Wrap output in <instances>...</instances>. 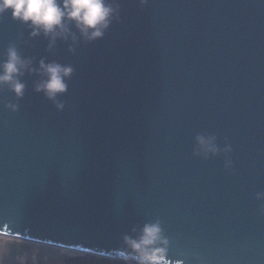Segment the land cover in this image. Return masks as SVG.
I'll list each match as a JSON object with an SVG mask.
<instances>
[{"label":"water","instance_id":"1","mask_svg":"<svg viewBox=\"0 0 264 264\" xmlns=\"http://www.w3.org/2000/svg\"><path fill=\"white\" fill-rule=\"evenodd\" d=\"M75 55L0 19V54L72 64L57 111L23 77L0 92V234L124 264V234L159 219L165 264H264V0H120ZM28 40L27 45L23 41ZM207 132L232 147L193 155Z\"/></svg>","mask_w":264,"mask_h":264},{"label":"clouds","instance_id":"2","mask_svg":"<svg viewBox=\"0 0 264 264\" xmlns=\"http://www.w3.org/2000/svg\"><path fill=\"white\" fill-rule=\"evenodd\" d=\"M143 8L149 0H137ZM120 0H0V19L10 16L25 26L28 39L43 37L47 40L45 51L55 55L58 41L67 44V51L76 54L83 43L102 39L113 22L120 21ZM27 45L28 40L23 41ZM75 68L55 59L22 56L15 41L9 42L0 54V92H11L14 101L3 103V107L15 113L19 101L25 96V75L36 76L33 91L43 94L55 109L63 111L65 102L60 99L68 91V81ZM193 155L207 160L223 153L224 168L231 169L233 161L228 156L231 145L225 139L224 147H219L217 137L207 132L194 137ZM256 200L264 201V192H257ZM264 215V203L258 209ZM133 235L124 234L121 258L124 264H165L169 240L164 234L162 222L156 219L131 229ZM19 264H27V257L17 258ZM0 264H4L0 256ZM31 264H37V257L31 256Z\"/></svg>","mask_w":264,"mask_h":264},{"label":"flooded vegetation","instance_id":"3","mask_svg":"<svg viewBox=\"0 0 264 264\" xmlns=\"http://www.w3.org/2000/svg\"><path fill=\"white\" fill-rule=\"evenodd\" d=\"M0 256L4 264H19L17 258L27 257V264H31V256L37 257V264H98L99 260L89 256L63 248H55L36 243H28L13 238L0 237ZM53 250L78 255L79 259H68L62 254H56ZM60 253V252H58ZM87 260H84L85 258Z\"/></svg>","mask_w":264,"mask_h":264},{"label":"rangeland","instance_id":"4","mask_svg":"<svg viewBox=\"0 0 264 264\" xmlns=\"http://www.w3.org/2000/svg\"><path fill=\"white\" fill-rule=\"evenodd\" d=\"M53 252H55L56 254H62L65 258H68V259H75V260L79 259L78 258L79 256L75 255V254H69V253H64V252L61 253V251H57V250H53ZM58 252H60V253H58ZM84 260H87V259L85 258Z\"/></svg>","mask_w":264,"mask_h":264}]
</instances>
